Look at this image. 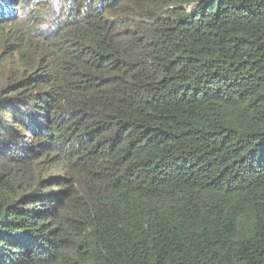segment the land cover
Segmentation results:
<instances>
[{
	"label": "trees",
	"instance_id": "1",
	"mask_svg": "<svg viewBox=\"0 0 264 264\" xmlns=\"http://www.w3.org/2000/svg\"><path fill=\"white\" fill-rule=\"evenodd\" d=\"M0 1V264H264V0Z\"/></svg>",
	"mask_w": 264,
	"mask_h": 264
},
{
	"label": "clouds",
	"instance_id": "2",
	"mask_svg": "<svg viewBox=\"0 0 264 264\" xmlns=\"http://www.w3.org/2000/svg\"><path fill=\"white\" fill-rule=\"evenodd\" d=\"M5 8H6V11H5ZM8 9H10V10H8ZM15 9H17V8H14L13 9V7H11V5L9 6V5H7V2H5V1H0V15H2V18H4L8 23H13V22H10L13 18H18V16H17V13H19L20 11L18 10V11H15V12H17L16 14H15V16H13V12L14 11H12V10H15ZM17 20H19V19H17ZM42 30H45L44 28H42Z\"/></svg>",
	"mask_w": 264,
	"mask_h": 264
},
{
	"label": "rangeland",
	"instance_id": "3",
	"mask_svg": "<svg viewBox=\"0 0 264 264\" xmlns=\"http://www.w3.org/2000/svg\"><path fill=\"white\" fill-rule=\"evenodd\" d=\"M38 2L40 3V7L42 8V10H40V12L46 13L48 11V9H47L48 2L49 3H53V0H38ZM14 8H16V7H13V9ZM17 16H18L20 22H22V23L27 22V20H26V12H21L20 11L19 13H17ZM14 19H16V18H13L10 22H13ZM39 26L41 28H44V25H42V24H39ZM7 70H8V67L6 68V71ZM1 71H2V68H0V72Z\"/></svg>",
	"mask_w": 264,
	"mask_h": 264
}]
</instances>
